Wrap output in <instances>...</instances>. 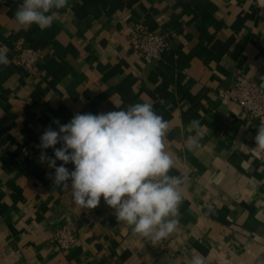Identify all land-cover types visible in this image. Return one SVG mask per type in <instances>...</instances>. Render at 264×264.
<instances>
[{"label": "crops", "instance_id": "crops-1", "mask_svg": "<svg viewBox=\"0 0 264 264\" xmlns=\"http://www.w3.org/2000/svg\"><path fill=\"white\" fill-rule=\"evenodd\" d=\"M22 3L0 0V264H190L195 254L264 264V151L254 139L264 118L218 93L239 74L264 85V0H69L45 30L17 24ZM135 24L169 38L159 59L131 48ZM19 40L43 50L36 72L16 63ZM144 102L169 123V174L187 177L178 227L156 242L133 235L103 197L76 206L37 147L46 128L58 131L54 120ZM65 225L77 233L68 249L52 241Z\"/></svg>", "mask_w": 264, "mask_h": 264}, {"label": "clouds", "instance_id": "clouds-1", "mask_svg": "<svg viewBox=\"0 0 264 264\" xmlns=\"http://www.w3.org/2000/svg\"><path fill=\"white\" fill-rule=\"evenodd\" d=\"M68 6L69 0H23L15 20L21 27L36 25L45 30L52 26L58 10ZM7 63V51L0 47V65ZM53 123L58 131L49 126L40 136L39 160L54 169L49 177L54 185L70 191L76 206L94 209L103 197L118 222L129 226L133 235L153 242L176 231L187 177L169 174L174 167L165 145L169 123L151 103L107 113H76L66 124L58 119ZM198 126L197 120L189 123L190 129ZM254 139L256 149L264 151V120ZM57 144L61 147L56 148ZM198 146L190 136L188 149ZM49 148L55 158L44 151ZM57 160L63 163L57 166ZM69 163L74 170L65 166ZM190 264H205L204 257L192 255Z\"/></svg>", "mask_w": 264, "mask_h": 264}, {"label": "built area", "instance_id": "built-area-1", "mask_svg": "<svg viewBox=\"0 0 264 264\" xmlns=\"http://www.w3.org/2000/svg\"><path fill=\"white\" fill-rule=\"evenodd\" d=\"M127 36L131 48L148 61L159 59L169 45L166 35L148 30L142 24L131 25ZM18 46L16 63L36 72L38 62L44 55L43 50L29 46L23 40L18 41ZM218 93L223 100L239 103L250 116L264 118V85L259 80L239 74L234 84L221 86ZM76 240L75 229L67 225L58 227L52 236V241L64 249L70 248Z\"/></svg>", "mask_w": 264, "mask_h": 264}]
</instances>
